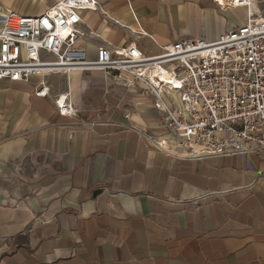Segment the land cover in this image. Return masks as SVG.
Masks as SVG:
<instances>
[{"label":"crops","instance_id":"crops-1","mask_svg":"<svg viewBox=\"0 0 264 264\" xmlns=\"http://www.w3.org/2000/svg\"><path fill=\"white\" fill-rule=\"evenodd\" d=\"M57 1L0 0V15L39 16ZM80 17L77 47L93 61L102 43L146 58L181 38L212 43L247 10L106 0ZM41 80L47 98L34 94ZM123 84L96 67L0 80V264H264V153L155 150L147 138L168 136L153 98ZM67 93L71 118L53 104Z\"/></svg>","mask_w":264,"mask_h":264},{"label":"built area","instance_id":"built-area-1","mask_svg":"<svg viewBox=\"0 0 264 264\" xmlns=\"http://www.w3.org/2000/svg\"><path fill=\"white\" fill-rule=\"evenodd\" d=\"M104 1L59 0L39 16L0 15V80L28 82L52 73L68 78L71 69L96 67L122 77L125 86L146 87L168 136L147 138L155 150L169 154L173 145L198 159L264 153V0H214L220 8L247 10L245 24L215 42L181 38L151 58L134 46L102 43L91 61L77 47L86 33L80 13L100 10ZM160 66L174 83L151 80L149 72ZM34 94L48 97L42 80ZM68 96L54 98L53 104L71 118L76 111Z\"/></svg>","mask_w":264,"mask_h":264},{"label":"bare ground","instance_id":"bare-ground-1","mask_svg":"<svg viewBox=\"0 0 264 264\" xmlns=\"http://www.w3.org/2000/svg\"><path fill=\"white\" fill-rule=\"evenodd\" d=\"M149 77L151 78V80L153 82H156L155 78H159L164 82L174 83L169 72L167 70H165L164 68H162L161 66L151 70L149 72Z\"/></svg>","mask_w":264,"mask_h":264}]
</instances>
